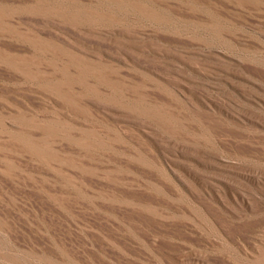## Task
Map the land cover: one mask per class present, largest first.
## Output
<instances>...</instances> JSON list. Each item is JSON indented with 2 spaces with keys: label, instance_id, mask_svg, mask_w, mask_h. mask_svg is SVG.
Segmentation results:
<instances>
[{
  "label": "rangeland",
  "instance_id": "rangeland-1",
  "mask_svg": "<svg viewBox=\"0 0 264 264\" xmlns=\"http://www.w3.org/2000/svg\"><path fill=\"white\" fill-rule=\"evenodd\" d=\"M0 264H264V0H0Z\"/></svg>",
  "mask_w": 264,
  "mask_h": 264
},
{
  "label": "bare ground",
  "instance_id": "bare-ground-1",
  "mask_svg": "<svg viewBox=\"0 0 264 264\" xmlns=\"http://www.w3.org/2000/svg\"><path fill=\"white\" fill-rule=\"evenodd\" d=\"M94 88L96 87V86H93ZM256 173H258V172H256ZM259 174V173H258Z\"/></svg>",
  "mask_w": 264,
  "mask_h": 264
}]
</instances>
